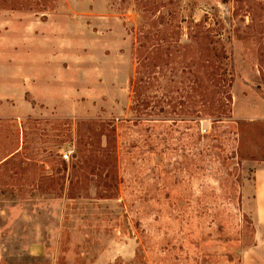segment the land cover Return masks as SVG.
I'll return each mask as SVG.
<instances>
[{"label":"rangeland","instance_id":"obj_1","mask_svg":"<svg viewBox=\"0 0 264 264\" xmlns=\"http://www.w3.org/2000/svg\"><path fill=\"white\" fill-rule=\"evenodd\" d=\"M259 165L264 0H0V264H264Z\"/></svg>","mask_w":264,"mask_h":264},{"label":"crops","instance_id":"obj_2","mask_svg":"<svg viewBox=\"0 0 264 264\" xmlns=\"http://www.w3.org/2000/svg\"><path fill=\"white\" fill-rule=\"evenodd\" d=\"M255 216L258 222L264 224V165H259L254 175Z\"/></svg>","mask_w":264,"mask_h":264},{"label":"built area","instance_id":"obj_3","mask_svg":"<svg viewBox=\"0 0 264 264\" xmlns=\"http://www.w3.org/2000/svg\"><path fill=\"white\" fill-rule=\"evenodd\" d=\"M201 123H202V121H201ZM201 131L203 132V133H206V132H208L209 131V126L208 125H204V124H202L201 125ZM64 157H65V159H69V153H65L64 154Z\"/></svg>","mask_w":264,"mask_h":264},{"label":"trees","instance_id":"obj_4","mask_svg":"<svg viewBox=\"0 0 264 264\" xmlns=\"http://www.w3.org/2000/svg\"><path fill=\"white\" fill-rule=\"evenodd\" d=\"M160 44L158 43V45L157 46H159Z\"/></svg>","mask_w":264,"mask_h":264}]
</instances>
